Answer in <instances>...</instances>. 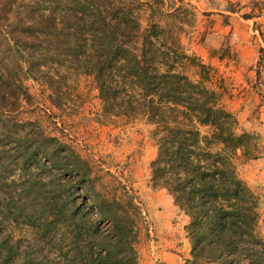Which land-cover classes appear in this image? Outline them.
<instances>
[{
    "label": "rangeland",
    "instance_id": "rangeland-1",
    "mask_svg": "<svg viewBox=\"0 0 264 264\" xmlns=\"http://www.w3.org/2000/svg\"><path fill=\"white\" fill-rule=\"evenodd\" d=\"M250 1L100 0L123 21L138 17L143 29L162 24L187 53L226 78L236 132L251 136L238 170L260 197L264 238V62L257 64L264 43L242 17L246 8L228 9ZM65 6L0 0V242L9 248L4 259L0 251V263L80 264L89 252L98 264L102 237H114L101 211L108 206L117 220L128 212L135 224L138 264H164L156 260L159 247L187 252L192 243L189 216L152 180L155 126L144 117L108 120L95 77L66 41L58 48L56 34H44ZM76 160L87 177L74 169Z\"/></svg>",
    "mask_w": 264,
    "mask_h": 264
},
{
    "label": "trees",
    "instance_id": "trees-1",
    "mask_svg": "<svg viewBox=\"0 0 264 264\" xmlns=\"http://www.w3.org/2000/svg\"><path fill=\"white\" fill-rule=\"evenodd\" d=\"M62 1L61 16L44 34H56L58 48L66 41L95 77L108 120L144 117L155 126L158 154L152 180L190 218L185 229L192 264H264L260 197L238 170L251 136L236 132L238 120L225 103L223 74L187 53L162 24L151 21L143 29L138 17L123 21L110 13L115 7L100 0ZM244 8L242 17L253 21L264 43V0L231 3L228 9L238 13ZM221 57L235 60L234 54ZM263 62L261 55L258 66ZM70 153L81 158L75 149ZM73 167L87 177L81 162ZM125 198L116 201L126 204ZM101 211L109 215L114 237L113 242L102 237L98 264H138L135 224L128 222V212L126 220H117L108 206ZM8 249L0 242L3 259ZM85 253L80 264H95L93 255Z\"/></svg>",
    "mask_w": 264,
    "mask_h": 264
},
{
    "label": "crops",
    "instance_id": "crops-1",
    "mask_svg": "<svg viewBox=\"0 0 264 264\" xmlns=\"http://www.w3.org/2000/svg\"><path fill=\"white\" fill-rule=\"evenodd\" d=\"M158 256L156 260L158 261L160 259L161 262L164 264H183V262H186L188 259H191V251H180L178 249V252L171 251L168 249H162L159 247L157 250ZM201 264H216L215 262H207V263H201Z\"/></svg>",
    "mask_w": 264,
    "mask_h": 264
}]
</instances>
